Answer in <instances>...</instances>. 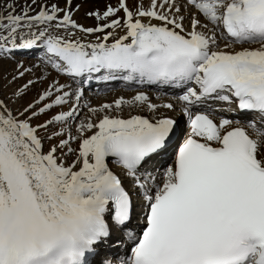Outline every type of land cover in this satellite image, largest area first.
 I'll list each match as a JSON object with an SVG mask.
<instances>
[{"label":"snow or ice","instance_id":"1","mask_svg":"<svg viewBox=\"0 0 264 264\" xmlns=\"http://www.w3.org/2000/svg\"><path fill=\"white\" fill-rule=\"evenodd\" d=\"M80 8L0 0V264H264V0ZM94 74L138 87L82 104Z\"/></svg>","mask_w":264,"mask_h":264},{"label":"bare ground","instance_id":"2","mask_svg":"<svg viewBox=\"0 0 264 264\" xmlns=\"http://www.w3.org/2000/svg\"><path fill=\"white\" fill-rule=\"evenodd\" d=\"M77 3L81 4L80 11L76 13L75 19L86 26H92L96 23V21L91 18L87 17L86 13L90 10H96L99 9L101 11L104 10L105 3H112L115 5L117 3V0H76ZM122 34V33H120ZM86 40H92L94 37H85ZM10 61H4L3 66L0 67V92H4L9 94L11 90H14L17 85H22L28 77L26 76L22 80H18L15 84L9 85L7 89L3 88V85L7 83V81L4 79L5 76H9L12 73L13 69L8 70L6 69L7 67L5 66L6 64L8 65ZM37 61L33 62H28V64L34 63ZM55 75V73H53ZM97 75H103V74H94V76ZM93 76V77H94ZM62 82H63V78ZM96 80H98L96 78ZM92 85V88L86 89L85 90V101H82V104L84 102H89L91 103L92 106H99L103 103H111L114 99L118 98L119 96H125L126 98L130 97L133 93L127 91L129 87H138L136 84H128L121 78L113 79V80H103L99 79V81L90 83ZM145 90L149 91V93L153 96V99L155 100L156 97L159 95L160 99L157 100L156 102L159 103H166L169 101H172L175 103L173 97L174 94L177 90H173L170 88H163V89H158L157 86H144ZM97 91V92H96ZM101 93L98 95V93ZM97 94V96H95ZM36 95V90L33 89L28 93V96L25 98V100L19 101L17 105L24 104L27 100H31L33 97ZM213 104V108L218 109L217 115H224L227 118H233L239 117L243 121V116L241 113H233V112H228L225 111L224 109L227 108V105H224L223 107L217 103V102H210ZM15 105V104H14ZM18 106L15 105L13 108H17ZM233 108L234 105H233ZM162 113L169 114V115H176V113H169L167 110L161 109ZM185 123L183 125V128L186 126V118ZM258 119V117H257ZM172 155V151L170 150V154L168 156L159 158V162L161 165H165V163L170 159ZM172 162V161H171ZM170 162V163H171ZM169 163V164H170ZM136 223V222H134ZM129 244L127 243L126 237H123L119 232H116L113 234L112 239L108 242V244L105 246V252L109 256V258L113 257L114 254H119V255H124V253L127 251Z\"/></svg>","mask_w":264,"mask_h":264},{"label":"rangeland","instance_id":"3","mask_svg":"<svg viewBox=\"0 0 264 264\" xmlns=\"http://www.w3.org/2000/svg\"><path fill=\"white\" fill-rule=\"evenodd\" d=\"M33 60L36 61V60H35V57L30 58V59L28 60V62H33ZM5 66L7 67L6 69L11 70V69H13V68L15 67V64H14V62L10 61V62L8 63V65L6 64ZM97 81H99V79L96 80V76H94L93 79H92V81H91V83L94 84V82H97ZM90 88H92V85H91V84L85 86V90H86V89H90ZM12 91H13V90H11V92H12ZM11 92H10L9 94L4 93V92H2V93H4L5 95H10ZM96 92H97V91H96ZM100 94H101V93L99 92L98 95H100ZM175 95H178V94H174V96H175ZM95 96H97V94H96ZM17 103H18V102H17ZM17 103L15 104L16 106H18V107H21V106H22V104L17 105ZM18 104H19V103H18ZM15 105L13 104V105H11V107H15ZM182 136H183V135H181V137H182ZM172 157H173V153H172L170 159L165 163V165H166V164H169V163L172 161ZM116 254H117V253H116Z\"/></svg>","mask_w":264,"mask_h":264}]
</instances>
